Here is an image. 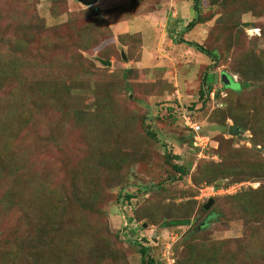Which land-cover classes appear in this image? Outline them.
Segmentation results:
<instances>
[{
  "label": "rangeland",
  "instance_id": "rangeland-1",
  "mask_svg": "<svg viewBox=\"0 0 264 264\" xmlns=\"http://www.w3.org/2000/svg\"><path fill=\"white\" fill-rule=\"evenodd\" d=\"M181 38L214 50L217 59ZM261 60L264 74V0H199L197 12L194 0H0V264H141L134 242L150 248L156 262L172 264L195 227L215 260L264 264L245 239H264V194L250 192L264 188V79L247 90L234 85ZM222 74L235 87L224 88ZM205 75L215 80L210 97L200 94ZM238 103L246 129L232 137L217 119L234 125L228 112ZM184 108L200 126L197 144L214 147L205 160L217 155L229 169L221 184L198 177L202 154L187 145L190 132L178 118ZM252 126H261L256 135ZM221 143L230 148L225 159L216 154ZM166 155L188 174L172 181ZM107 158L119 168L113 177L102 165ZM240 172L248 177L234 175ZM80 176L87 186H74ZM61 180L60 204L80 190L77 197H85L84 188L104 194L100 217L89 218L100 234H91L87 250L72 249L76 257L58 253L59 218L49 229L39 226L50 220V181ZM213 185L220 188L211 191ZM246 193L252 211L231 199ZM218 210L225 219H217ZM189 213L190 226L163 228ZM125 226L131 229L124 234Z\"/></svg>",
  "mask_w": 264,
  "mask_h": 264
},
{
  "label": "trees",
  "instance_id": "trees-1",
  "mask_svg": "<svg viewBox=\"0 0 264 264\" xmlns=\"http://www.w3.org/2000/svg\"><path fill=\"white\" fill-rule=\"evenodd\" d=\"M199 0H194V10L197 12V6H198ZM198 20H196L194 23H191V26H194L196 24ZM173 36V33L170 34V37ZM175 38V36H174ZM179 43H183L186 44L187 46L193 48L194 50H197L198 52L212 58L213 60L217 59V55L215 53L214 50H208L204 47H202L201 45L197 44V43H193V42H187L185 40H183L182 38L180 40H178ZM263 67V61H260V64H256V66L254 68L248 69L246 70L244 73H242V80H240V82H238V84H234L235 86H238L241 88V90H247L248 88L251 87V85H255L258 83V80H262L261 78L264 79V74H263V70L261 68ZM236 73V72H235ZM250 73H252L253 75L251 76V78H249L247 75H249ZM229 77V76H228ZM229 79L231 80V78L229 77ZM214 77L213 75L208 76L205 75L204 79H203V86H205L206 89H202L200 90V94L201 96H209L213 91L212 89V85L214 84ZM222 82V81H221ZM232 84V80L231 83L228 86H224L225 87H230V89L233 88ZM234 86V87H235ZM239 92L236 91L232 93L233 94H238ZM216 97H218L217 94H215ZM242 105L241 104H237V106L233 109H230V111L228 112V118L231 119L233 121V124L235 126H237L242 132L245 131L246 127V123L243 122V118L245 117L244 114V108H241ZM167 110L169 112H174L175 109L173 108H167ZM183 110H186L187 114H189L190 117H192V112H190V110H188V108H184L182 110H178V118L181 121V125L183 126L184 130H188L190 132L189 135V140L187 142V145H189L190 151L195 154V156L198 158V153H199V148L196 146V142L194 140L193 135H195V133L192 130H189L187 127H185L183 121L180 119L181 118V112ZM191 113V114H190ZM226 116L224 117H218L217 121L218 124L220 125L221 131L222 132H228V124L226 123ZM261 126H252L250 127V130H252L254 132V134H257V130L258 128ZM193 133V134H192ZM153 136V135H152ZM210 140V139H209ZM211 142V141H209ZM261 144V141L258 143ZM257 145V143L255 144ZM214 147L210 144L208 147V153L210 152L211 149H213ZM230 148H226L225 145H223V143L220 144V147L218 150H216V154H220V156L222 157V159L226 158L224 154V152L226 150H229ZM233 149V148H232ZM206 152V154H207ZM223 153V154H221ZM231 154V156L233 155V150H231V152L228 154V156ZM235 155V153H234ZM173 159H178L177 156H173ZM217 155H213L210 159V162L206 161V158H198L200 161V163L202 162V166H200L201 170L198 173V177H203L204 179H206V183L207 184H216L217 181H219V179H221V177L223 179H226L228 177V171L229 169L224 167L221 168V164L223 160L218 161L216 158ZM166 162L168 164H170L171 162V156L166 155L165 156ZM111 162H113L110 159H105L102 162V165L105 166L107 168V170H105L106 172H108V174L113 177L115 174H117V171L119 170V168H116L114 166V164H112ZM172 170L175 172V174L177 176L175 177H171L170 179L172 181H176L179 178H182L183 176L187 175L189 172V169L187 170L185 167L180 166L178 164H170ZM221 168V169H220ZM231 169H235L238 170L239 167L237 166L236 168H231ZM96 175V174H95ZM94 175V177H95ZM234 175H239V177H241L242 179H246L248 177V173L245 174L244 172H240ZM257 177V176H254ZM78 181L76 182V184H74V186H87L84 185V181L87 180L86 176L83 177L80 176L77 177ZM114 179H117L114 178ZM74 181V180H73ZM65 181L61 180L60 182L56 183V182H51L49 184V188H50V194H48L46 200H47V204H46V213H47V217L50 218L49 222L46 221L45 223L42 222L41 220L39 222H41L39 224V226H42L43 228H51L54 225V220L56 219H60L59 222V233L58 235L62 236L61 238V244L60 248H59V255L61 256V253L63 254V256L65 257H76V255L74 254L73 250L76 249H88L89 247V237L91 236V234L95 235V234H100L98 233V226H94L92 223H90V217L91 216H98L100 217V212H98L99 206L100 204H102L103 201V197L104 194L100 193V192H96L91 191V192H87V188H84V195L85 197H77V195L81 192H83L82 190L77 192H73V198H75V200H73L72 202L68 201L66 203L60 204V201L62 199V195L60 194V192L62 193V191L66 192L65 189ZM214 188L219 189L220 187L218 185H213ZM250 192L255 193V195L257 196V194H264V188L261 192H257L256 190H251ZM60 194V195H59ZM64 194V193H63ZM251 194H238L236 196H233L231 199L236 200L237 202L235 203L236 207L242 208L244 211L247 210H253V198L250 196ZM130 196H125V199H130ZM212 199V198H210ZM264 199V198H263ZM80 201L79 205L78 203H76V201ZM209 201V199H208ZM207 201V202H208ZM213 201V199H212ZM49 202V203H48ZM60 205H62V209H61V213L58 214V216H54V214L56 213V210L60 207ZM22 204L19 205V207H21ZM206 204L202 207V212L204 211L206 213V209L205 208ZM23 208V207H21ZM45 208V207H44ZM42 208V209H44ZM263 208V207H262ZM146 211H151L150 209H146ZM179 211V210H178ZM191 211V210H190ZM170 214V212H169ZM178 215V213H176ZM91 215V216H90ZM148 218L150 217L149 214ZM211 215V214H210ZM217 219L219 220L220 218L225 219L224 216V212L222 210H218L217 213ZM188 218H178V219H172L169 220L168 222H164L162 223L163 228H168V227H182V226H190L192 224V220L190 219V213L187 215ZM147 217V216H146ZM145 217V218H146ZM178 217V216H177ZM133 222H137V220L135 218L130 219ZM53 224H52V223ZM208 223L204 222V225H207ZM145 226H141V228L143 229ZM131 228H128L125 226V228L123 229L125 232L124 234L130 230ZM201 229H203V226H201ZM52 230H50L49 232H45V233H51ZM252 234V235H251ZM53 234H50V236ZM202 235L200 234V232H196V227L193 228L192 230L189 231L188 235L185 236L182 241L180 242L181 247L178 255L176 257V260L174 258V256L172 257V259H174V263L173 264H224L223 260L217 261L215 260L216 258V252L213 248L206 246L204 241L202 239H200ZM246 242L248 243V249L247 251L250 254H255V252L259 253V254H264V239L260 240L259 238H257L255 233H248L245 237ZM244 239V240H245ZM134 244L137 245L138 248V253L140 254L141 257V264H169L168 262H166V260L163 258L161 263L156 262V260L151 257L149 255L150 252V248L143 246L142 244H140L139 242H134ZM70 249V250H69ZM73 249V250H72ZM53 254H55V251H52ZM109 252H111L110 255H112L114 252H112L109 249ZM115 254V253H114ZM116 255V254H115ZM231 259V258H229ZM74 259L72 260L73 263ZM44 264H59L58 262H50L47 261ZM62 264V263H60ZM75 264V263H73Z\"/></svg>",
  "mask_w": 264,
  "mask_h": 264
},
{
  "label": "water",
  "instance_id": "water-1",
  "mask_svg": "<svg viewBox=\"0 0 264 264\" xmlns=\"http://www.w3.org/2000/svg\"><path fill=\"white\" fill-rule=\"evenodd\" d=\"M78 2H80L81 4H83L84 6H91L95 3L98 2V0H77ZM122 58L124 60V62H127V59L124 55H122ZM99 62L102 65L105 66H110V62L109 61H105V60H99ZM221 81L225 86H228L231 83V80L229 79V77L226 74H222L221 75ZM243 134V132L235 125H230L228 128V135L232 136V137H238L239 135ZM222 181H217V184H221ZM212 199H209L208 203L206 204L205 208H208L210 206V204H212ZM202 226L204 225V223L201 224ZM200 229V227L197 228L196 231H198Z\"/></svg>",
  "mask_w": 264,
  "mask_h": 264
},
{
  "label": "built area",
  "instance_id": "built-area-1",
  "mask_svg": "<svg viewBox=\"0 0 264 264\" xmlns=\"http://www.w3.org/2000/svg\"><path fill=\"white\" fill-rule=\"evenodd\" d=\"M212 95H213V93L211 94V96ZM186 112H187L186 110H183L181 112V115H180L181 119L183 120V123H184L185 127H187L189 130H192L195 133V136H196V133H198L199 130H200V126H199V124L196 121H193L192 118L189 116V114H187ZM195 141H196V146L199 148L198 155L202 154L201 157L205 158V154L208 151V147H209L207 144H209V142L205 141L202 145L199 146L197 144L198 143L197 141H199V140L196 139ZM210 189H211V191H213L214 187H211ZM173 263H174V260H173Z\"/></svg>",
  "mask_w": 264,
  "mask_h": 264
},
{
  "label": "clouds",
  "instance_id": "clouds-1",
  "mask_svg": "<svg viewBox=\"0 0 264 264\" xmlns=\"http://www.w3.org/2000/svg\"><path fill=\"white\" fill-rule=\"evenodd\" d=\"M212 93H213V92H212ZM212 93H211V94H212ZM211 94H210V96H211ZM205 158H206V154H205ZM214 158H216V157H214Z\"/></svg>",
  "mask_w": 264,
  "mask_h": 264
},
{
  "label": "crops",
  "instance_id": "crops-1",
  "mask_svg": "<svg viewBox=\"0 0 264 264\" xmlns=\"http://www.w3.org/2000/svg\"><path fill=\"white\" fill-rule=\"evenodd\" d=\"M133 27H134V26H133ZM131 28H132V26H131ZM123 29H124V28H123ZM123 29H122V30H123Z\"/></svg>",
  "mask_w": 264,
  "mask_h": 264
}]
</instances>
